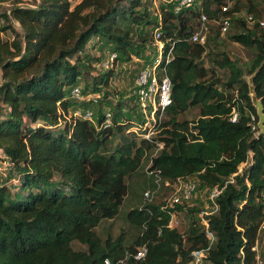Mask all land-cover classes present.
<instances>
[{"label":"trees","instance_id":"1","mask_svg":"<svg viewBox=\"0 0 264 264\" xmlns=\"http://www.w3.org/2000/svg\"><path fill=\"white\" fill-rule=\"evenodd\" d=\"M220 1L202 0L177 12L164 0L152 12L144 0H33L0 10V32H11L10 38L0 36V151L16 180L15 190L6 184L8 178L0 180V264H104V258L109 264H128L132 258L123 259L125 252L142 243L144 256L131 264H185L189 252L208 241L198 216L191 217L184 232L167 226L170 215L184 209L177 202L130 208L125 217L139 231L129 244L120 235L103 239L95 231L102 219L116 215L126 178L143 160L170 183L180 177L220 188L216 209L204 214L213 240L202 259L254 264L251 246L264 211V135L254 134L250 123L257 120L254 98L264 113V27L258 18L250 27L239 16L231 18L230 25L238 27L231 39L253 53L243 67L222 52L212 58L227 70L221 89L220 79L198 62L207 40L202 45L187 39L199 10L211 18ZM233 11L240 13L237 0L228 13ZM254 11L255 5H248L245 14ZM155 26L165 46L173 42L166 65L167 118L154 124L157 133L149 139L112 143V134L130 125L131 109L124 117L115 107L107 125L104 112L91 121L68 111L76 103L70 94L73 83L91 67L80 53L96 36L110 43L116 58L137 55L153 42ZM154 51L155 46L142 66ZM110 74L107 68L93 77L85 86L88 92L106 86ZM193 106L194 118H177ZM232 108L236 118L230 121ZM73 240L84 248L74 249Z\"/></svg>","mask_w":264,"mask_h":264},{"label":"rangeland","instance_id":"2","mask_svg":"<svg viewBox=\"0 0 264 264\" xmlns=\"http://www.w3.org/2000/svg\"><path fill=\"white\" fill-rule=\"evenodd\" d=\"M147 2V7L152 12L155 10V6L158 5L161 0H144ZM235 0H231V5ZM33 0H0V10L9 8L11 4H31ZM238 9L240 13L247 12L248 5H255V11L251 12L255 18L263 20L264 27V0H237ZM210 6L216 7V3L210 2ZM197 6V4H196ZM233 18V16H232ZM194 24L196 18L193 19ZM14 26L16 23L14 22ZM244 26L245 23H244ZM243 26V27H244ZM208 34L207 42L205 44V49L201 53L200 60L198 61L201 65L209 67V72L220 79L218 87L224 89L221 83L225 80L227 75V70L224 67H219L212 62V58L219 59L221 57V52L224 53L229 59L234 60L239 66L243 67L244 63L250 59L253 50L244 46L241 43L231 39L230 34L238 30L237 24L232 22V24L223 33H220L216 29L215 24H208ZM240 29V28H239ZM217 30V32H215ZM2 38H10L11 32L9 30L0 32ZM153 36V32H152ZM96 36H91L86 42L83 50L81 51V56L84 55V60L90 62V69L88 73L83 72L82 75L73 83L72 86H77L79 89L78 96H73L76 100L73 105L68 108V111L75 115L84 114L86 110L90 111L91 121L95 120L96 114L101 112H109L110 117L115 110L120 111V115L125 117V112L131 109L132 121L129 123L128 127L125 124L119 132H114L112 134V143L119 142L121 138L133 137L138 139L142 137L144 133L149 132V136H155L157 133V127L155 123H160L162 120L167 118L164 110L162 112H156L154 115V121L141 115L142 119L146 124H142L140 121V116L137 118V114L140 112V108L133 98H131V93L134 88V79L138 70L142 67L144 58L150 55L151 48L154 49L152 43L145 44L144 48L138 52L139 54L131 53L128 58H116L111 50L110 43L102 42ZM152 42V41H151ZM153 45V46H152ZM113 54V56H112ZM142 54V55H141ZM212 62V63H211ZM109 69L111 74L109 75L108 82L106 86L100 87L99 91L96 93L88 92L86 85L89 84L93 77L99 78L100 73ZM244 78L249 81V75L244 74ZM85 89L86 93H82L80 90ZM119 107V108H118ZM141 113V112H140ZM197 113V107H189L187 110L178 113V119H192ZM69 114V113H68ZM66 115L69 118V115ZM57 125L56 127H59ZM55 127V128H56ZM134 128V129H133ZM147 159V158H146ZM143 164L140 169L133 175L126 178V193L123 196L120 204L118 205V210L116 215L110 219H102L96 226L95 231L101 238L110 237L114 238L118 235L121 236L123 243L129 244L136 236L139 231L134 224L130 223L126 219V212L135 206L142 204V191L150 187V180L152 179L149 174L144 171V167L147 164L146 160H143ZM242 163L238 165V169L241 168ZM8 178L6 184L10 190H15V169L0 151V180ZM193 180V179H192ZM194 181V180H193ZM195 189L187 199L181 197L178 198V205L183 206L181 210H177L170 215L171 223L179 231L184 232L188 221L191 217H197L200 210L210 211L212 208V202L209 198V190L204 186H200L195 181ZM171 187L162 186L156 196L151 200L152 203H157L158 201H164L166 204H171ZM176 204V203H174ZM172 205V204H171ZM195 207L198 211L191 212L188 207ZM186 209V210H185ZM261 236L264 238V231L261 232ZM71 246L74 249H83L84 245L73 240ZM199 264H209L208 261L202 259Z\"/></svg>","mask_w":264,"mask_h":264},{"label":"built area","instance_id":"3","mask_svg":"<svg viewBox=\"0 0 264 264\" xmlns=\"http://www.w3.org/2000/svg\"><path fill=\"white\" fill-rule=\"evenodd\" d=\"M162 1V0H161ZM170 1L172 3V9L174 12H177L181 9L193 7L201 4L202 0H164ZM231 6V0H221L218 7L215 10V14L213 17H208L207 14L199 10L196 16V22L194 23L192 29L188 34V41L195 42L198 44H205L207 40V34L209 31L208 24H215L216 29L220 33H223L230 26L232 16H239L242 20L247 24V26H251L256 21V18L252 16L251 13H238V11H233L228 13V10ZM259 25H263V20H257ZM160 30L158 26L153 28V45L155 46L154 53L149 57V61L144 64L137 72L134 79V88L131 94H133L134 100L140 108L141 114L146 118V120H153L156 112H162L170 102V79L166 72V65L170 61L172 57V41H169L167 46L163 44V42L159 39ZM79 89L77 86H72L70 89V94L72 96H78ZM82 117L88 118L91 120L90 111L86 110ZM236 111L234 108L231 109L229 114L230 121L235 120ZM252 118V115H251ZM105 124L107 125L110 121V113H104ZM141 123L146 124L143 120ZM250 128L253 133L256 134L257 126L255 123H250ZM134 129V128H133ZM149 132L147 131L142 135V137L149 139ZM160 146V143H157ZM250 156V152H249ZM150 160L144 167V171L151 175L153 185L144 189L142 191V204L138 207L143 206L146 203L151 202L152 198L156 196L159 189L162 186H170L173 190L171 192V201L177 202L178 198L181 197L183 199H187L193 190L195 189V182L191 179H182L177 177L172 183H170L167 179H163L160 176L158 168H149ZM245 164V162H242ZM209 190V198L212 202V208L210 211L200 210L198 212L199 221L203 224L204 235L209 243L213 240L212 232L207 228V222L204 218V214L210 213L214 211L217 207L214 198L220 191L216 185H213L208 188ZM262 202L264 204V192L262 193ZM166 205V204H165ZM164 206V205H163ZM168 227H174L171 223V218H169L167 222ZM264 231V211L262 218L257 227V237L254 240L251 248L254 251V264H264V238L261 236V232ZM197 247L192 249L189 252V259L185 262V264H199L206 249L208 247ZM146 252V246L144 243L136 246L134 251L125 252L123 259L132 258L128 264L140 260ZM123 259H120L123 260ZM104 264H109L108 259H103Z\"/></svg>","mask_w":264,"mask_h":264},{"label":"water","instance_id":"4","mask_svg":"<svg viewBox=\"0 0 264 264\" xmlns=\"http://www.w3.org/2000/svg\"><path fill=\"white\" fill-rule=\"evenodd\" d=\"M252 103L255 107V113L257 116V120H256L257 132H256V134L264 135V113L262 111L261 102H260L259 98H254L252 100Z\"/></svg>","mask_w":264,"mask_h":264},{"label":"clouds","instance_id":"5","mask_svg":"<svg viewBox=\"0 0 264 264\" xmlns=\"http://www.w3.org/2000/svg\"><path fill=\"white\" fill-rule=\"evenodd\" d=\"M242 165H243V164H242ZM242 165H241V166H242Z\"/></svg>","mask_w":264,"mask_h":264}]
</instances>
